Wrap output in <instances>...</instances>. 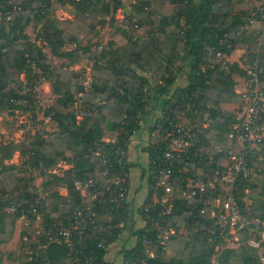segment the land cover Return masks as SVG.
Listing matches in <instances>:
<instances>
[{
    "label": "trees",
    "instance_id": "trees-1",
    "mask_svg": "<svg viewBox=\"0 0 264 264\" xmlns=\"http://www.w3.org/2000/svg\"><path fill=\"white\" fill-rule=\"evenodd\" d=\"M129 2L131 10L123 21L127 30L118 29L126 44L96 51L91 58V81L86 85L84 71L69 67L81 61V52L92 51V45L82 46L99 36L98 25L114 24L117 12L124 8L122 0H0V109L34 111L38 108L36 88L54 78L56 96L54 106L44 111L54 125L52 132H29L18 143L0 142V264L7 258L23 264H110L105 258L128 223L130 204L118 199L109 180L118 174L129 183L131 170L137 166L120 162L119 151L128 154L150 100L167 95L186 65L190 69L188 85L172 93L164 117L187 130L192 144L176 161L169 193L167 186L158 185L155 179L160 167L157 159L165 145L145 148L149 164L142 177L147 176L148 193L139 210L145 226L132 229L135 245L125 250L123 264H233L235 251L224 247L230 228L215 207L216 199L225 197L224 193L208 188L201 197L187 198L181 191L190 180H214L215 171L223 172L229 165L228 135L234 113L242 105V97L235 91V76L245 77L246 71L238 63L225 68L224 60L243 42L241 30L264 8V0ZM62 6L73 7V19L62 22L52 17ZM31 23L39 28L40 44L26 35ZM252 38L256 43L254 32ZM71 45L76 48L69 50ZM242 60L247 65L259 60L264 69V45L259 48L256 43ZM168 126L165 122V128ZM219 147L222 152L218 154ZM99 152L106 154L107 163H101ZM16 153L26 157L25 162L7 164ZM61 161L70 168L55 176L52 171ZM35 173L47 177L44 188L50 191L38 206L43 229L25 226L20 253L6 257L2 246L12 240L19 219L8 209L19 207L30 213L39 195ZM96 179L85 194L76 185ZM60 188H66L67 195H62ZM247 190L258 196V204L264 208V182L241 177L235 189L243 213L260 216L254 208L245 210L242 199ZM163 197L168 200L165 205ZM78 210L84 213L85 224L75 220ZM168 210L170 214H166ZM260 217L264 221V215ZM72 225L85 229L82 235L73 232L71 246L61 237H50L56 238V228L71 231ZM160 233L169 235L166 246L156 242ZM144 239L150 244L145 245ZM261 252L264 243L258 248L244 245L242 264H264Z\"/></svg>",
    "mask_w": 264,
    "mask_h": 264
},
{
    "label": "rangeland",
    "instance_id": "rangeland-1",
    "mask_svg": "<svg viewBox=\"0 0 264 264\" xmlns=\"http://www.w3.org/2000/svg\"><path fill=\"white\" fill-rule=\"evenodd\" d=\"M124 3V8L119 10L115 17V22L113 25L109 23H101L98 25L99 30V36L95 38L90 44L87 42L83 43V46L92 45V51L89 53H80L81 55V61L77 64H74L71 67V70L83 72L85 73L86 78V85L90 84L91 81V70L93 66V62L91 58L93 55H95L96 51L100 50H109L112 46L115 48L119 46H123L126 44V38L121 36V34L118 32V29H126L123 25V21L127 15V13L130 12L131 6L129 0H122ZM74 15V9L72 6H62L58 9H56L52 15L53 18L58 19L60 21H66L68 19H73ZM104 22V21H103ZM253 29V28H252ZM38 30L34 23H31L26 29V35L30 39V41H36L38 36ZM254 30V29H253ZM253 30H241V42L237 49L230 55L226 57V64L225 68L228 67V64L231 63H238L242 68H250L248 67L246 63L244 64L242 57H245L247 54L250 53L251 49H255V41L252 38V32ZM245 32V33H244ZM244 33V35L242 34ZM23 42V41H21ZM38 44H40V40L37 41ZM70 49L76 48L75 45L69 46ZM231 57L233 58V61L231 62ZM57 64V63H56ZM60 66V64H58ZM178 67V66H176ZM189 65H186L183 67V69L178 73V78L175 82L174 87L175 88H182L186 87L188 85V76H189ZM142 73V72H141ZM238 75H236L237 77ZM21 80L24 82V75L21 76ZM45 81L43 84L38 86L36 88L37 91V97L41 101V106L35 109L34 111H25V110H17L14 112L11 111H2L0 109V142L5 141L6 143L9 142H21L25 139L27 133L31 132L32 134H35L38 131L46 130L52 132L54 128V125L51 121H49L48 117L45 116V109L48 107V102L50 99L56 98L55 94H53L52 84L53 81ZM240 80V79H235ZM152 84H154L152 82ZM173 88V87H172ZM171 88V89H172ZM173 93V92H172ZM172 93H168L163 98H157L154 97L150 100V104L148 107H146V113L143 116V120L141 123V130L130 140V144L128 147V162L137 164L136 167L132 168L130 176H129V188L131 189V192L128 194L129 198H127L128 203L130 204L129 213L130 218L128 220L127 225H125V228L123 229L122 234L117 239L118 242L113 247V253L112 255L115 256L117 254L122 255L123 250L125 248H129V250L135 245V237L132 236V229L134 226V230L141 229V227H144L145 222L142 220V216L139 214V210L143 207L144 202L146 200V196L148 193V182H147V176L145 178L142 177V173L144 170L148 172L147 165L149 164V158L147 156L146 159H143L144 156L142 153H145V148L151 145V142L155 140V132L157 130V124L159 123V120H163L165 117L164 112L167 110L168 106L166 104V101L170 100ZM164 103V104H163ZM163 104V107L161 106ZM75 107H78L76 104ZM41 109V110H40ZM161 112H157L160 111ZM157 112V113H155ZM78 120H81V117L77 118ZM157 121V123H156ZM155 128V129H154ZM146 135H143V134ZM142 137H145L143 139ZM142 139L144 142V147L139 153V149H137L138 142H141ZM106 142H110V139H105ZM188 142V146H191V142ZM229 145V143H228ZM220 147L216 149V153L219 151ZM131 151V153H130ZM186 151V149H185ZM129 157L133 159L129 160ZM136 158V161H135ZM27 158L20 156L19 153H16L13 157V159L7 164H14L16 166H20L22 163L25 162ZM182 162V161H181ZM70 168V164L64 161H61L57 167L56 170L52 171V174L55 176H60L64 173V171L68 170ZM35 186L39 188L44 187V183L47 180V177H43L38 175V173H35ZM258 175L255 177H251V182H258L263 181L260 178H257ZM264 182V181H263ZM61 190H59L60 192ZM63 191V190H62ZM65 193V191H63ZM247 197H244L242 199V202L245 204V210L250 212L253 208L254 210L259 211V215H264V208L260 206V202L258 204V196L253 194L250 190L246 191ZM258 204V206H257ZM240 214L243 220H248L251 222L252 226L250 231L249 230H232V228L229 229V233L225 236V248H230L235 251V256L232 257V263L233 264H242L241 257L242 254L240 253L242 247L244 245H250L256 248L260 243H264V221L260 216H252L251 214L247 215L244 214L241 206H240ZM28 221L27 220H21L18 219L16 222L15 227V233L12 238V240L2 246V250L6 257L10 253H13L15 255H18L20 253V247H21V232L25 226H27ZM134 224V225H133ZM35 226L42 228L41 221H37L34 224ZM123 226V224H122ZM252 236V237H251ZM251 237V239L249 238ZM254 237L259 238L260 240L256 241ZM219 251V249H217ZM110 255V256H112ZM171 255H174V252L171 253ZM5 257V258H6ZM217 256H214L213 261L215 262L217 260ZM114 258V257H113ZM113 258L109 259L110 261H113ZM23 261L20 260H11L6 259L4 264H23Z\"/></svg>",
    "mask_w": 264,
    "mask_h": 264
},
{
    "label": "built area",
    "instance_id": "built-area-1",
    "mask_svg": "<svg viewBox=\"0 0 264 264\" xmlns=\"http://www.w3.org/2000/svg\"><path fill=\"white\" fill-rule=\"evenodd\" d=\"M5 16H7L6 20L11 19L10 13H6ZM1 19L2 17H0V20ZM255 23H261L256 38L257 46L260 48L264 45V8L252 15V18L245 24L243 30H253L252 28ZM225 64L226 60H224V65ZM32 66L34 69H37L36 62H32ZM248 67L250 68H245L246 76L235 81V91L241 95L242 105L241 108L234 113V122L231 125L228 135L229 148L226 155L229 159L228 167H226L223 172L217 169L215 171L214 180L212 181L201 178L190 180L182 188L181 193L187 198H197L201 197L208 188L221 190L225 197H219L215 201V207L219 210L217 215L229 225V228H232V230L250 231L252 224L250 221L243 220L241 217L240 204L236 198L235 189L241 177L251 178L258 175L257 178L264 181V81L262 79L264 69L259 60H255ZM69 70H71V67H69ZM55 99L56 98L52 97L47 107H53ZM35 102L38 107L41 106V101L38 97H36ZM168 112L172 111L168 110ZM48 119L50 121V117H48ZM163 120L164 122H159L156 126L157 130L154 134L156 138L151 142V145H159L160 143L165 145L163 155L157 159L160 167L155 179L158 185L167 186L165 191L169 193L170 188L168 187V183L174 176L176 161L180 159L181 153L185 152L190 133L183 127L175 124L170 117H165ZM165 122L169 124L166 128ZM220 152H222L221 148L217 153L219 154ZM98 156L102 164L108 162L104 152H99ZM119 156L120 162H128V154L123 150L119 151ZM109 181V187L114 190L113 193L119 197L118 199L126 201L129 191V183H127L126 178L116 174ZM96 182L97 179L91 180L86 184L77 183L76 185L82 193L85 194ZM49 192L50 191L46 190L44 187H38L39 195L32 205L29 214L20 210L19 207H11L8 211L17 215L21 220H27V225L35 224L37 221H41L42 225L43 217L42 214L38 212V206L49 195ZM167 201L166 197L162 198L163 205H165ZM150 208L151 206H148L146 211L149 212ZM166 214H170V210H168ZM91 216H94V214ZM74 218L75 220H80L82 224H85V215L81 210L75 212ZM154 225L159 228V221H156ZM71 227V231L56 228L58 235L56 238L55 235H50V237L54 238V240H57V237H61L71 246L73 232L75 231L79 235H82L85 229L84 226L80 227L78 225H72ZM168 236V233L158 234L157 244L166 246ZM251 237L249 238L251 239ZM143 243L145 245L150 244L148 239H144ZM259 245L256 248H258ZM147 255L154 257L155 253L147 252ZM260 258L261 261L264 262V252L260 253ZM142 263H144V261H142ZM127 264L130 263L127 262Z\"/></svg>",
    "mask_w": 264,
    "mask_h": 264
},
{
    "label": "crops",
    "instance_id": "crops-1",
    "mask_svg": "<svg viewBox=\"0 0 264 264\" xmlns=\"http://www.w3.org/2000/svg\"><path fill=\"white\" fill-rule=\"evenodd\" d=\"M260 27H261V23H255L254 25H253V32L258 36V30L260 29ZM231 62L233 61V58L231 57ZM240 79V78H242V77H240V76H235V79ZM178 81V80H177ZM236 81V80H235ZM177 88H175L174 86H173V88L171 89V91H170V93H174V91L176 90ZM164 104V103H163ZM163 104L161 105L162 107H163ZM157 112H161V109H160V111H157ZM157 112H155V113H157ZM143 135H146L145 133L143 134ZM143 139H145V137H142ZM142 139V141L141 142H138V147H137V149H139V153H141V151L140 150H142L143 149V147H144V144L142 143V142H144V140ZM130 153H131V151H130ZM143 154V156H144V158L143 159H146L147 158V156H148V154L147 153H142ZM148 158H149V156H148ZM129 160H132L133 161V159L131 158V157H129ZM135 161H136V158H135ZM128 189H129V191H128V194L131 192V189L129 188V186H128ZM59 190H61L60 191V193L62 194V195H67V190H66V188H60ZM65 191V193L63 192V191ZM128 198H129V195H128ZM134 225V224H133ZM145 226V225H144ZM133 228H134V226H133ZM141 228H143V227H141ZM116 242H118V240L116 241ZM116 242L113 244V245H111V247H110V249H109V253L107 254V256H106V258H105V260L108 262V263H110V264H123L124 263V254H125V250L126 249H129V248H125L122 252H123V254L122 255H120V254H117V255H115V256H113L112 254L113 253H115V252H113V247H114V245L116 244ZM110 255H112V256H110ZM111 257L113 258V261H110L109 259H111ZM4 263H5V261H4ZM3 263V264H4Z\"/></svg>",
    "mask_w": 264,
    "mask_h": 264
}]
</instances>
